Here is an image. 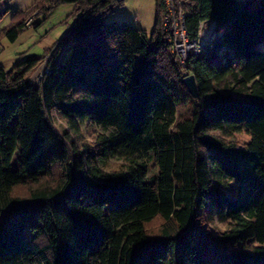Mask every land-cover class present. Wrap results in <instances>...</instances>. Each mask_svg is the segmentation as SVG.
I'll return each mask as SVG.
<instances>
[{
	"label": "trees",
	"instance_id": "obj_1",
	"mask_svg": "<svg viewBox=\"0 0 264 264\" xmlns=\"http://www.w3.org/2000/svg\"><path fill=\"white\" fill-rule=\"evenodd\" d=\"M122 2L35 0L3 30L14 40L29 17L61 3L77 14L37 85L28 79L46 54L0 66V264H264V0L182 2L188 37L197 40L201 23L214 36L183 66L161 0L149 36L107 20ZM188 74L196 97L182 83ZM86 119L97 148L83 151L70 130ZM242 128L250 148L225 142ZM114 157L124 169L101 168ZM204 207L229 221L232 238L253 237L252 258L218 252L199 226Z\"/></svg>",
	"mask_w": 264,
	"mask_h": 264
},
{
	"label": "rangeland",
	"instance_id": "obj_2",
	"mask_svg": "<svg viewBox=\"0 0 264 264\" xmlns=\"http://www.w3.org/2000/svg\"><path fill=\"white\" fill-rule=\"evenodd\" d=\"M34 2L35 0H7V2L2 1L0 3V66L5 70L11 69L16 62L29 56H43L46 54L47 50L63 39L66 31L76 20L77 14L74 5L72 3H61L50 9L44 16L35 13L29 17L24 23V30L19 31L14 40H10L3 30L10 24L17 22L21 17V12L31 7ZM155 17L156 0H123L121 4L113 6L107 20H114L118 23L126 21L132 27L144 30L149 36ZM34 22H39V24L33 27ZM28 25L32 26L29 27ZM257 48L264 50V41L258 43ZM47 56V54L43 56V61L37 68L44 63ZM33 74L34 72L30 75ZM51 123L58 133H61L62 129H68L65 120L55 112L52 114ZM70 132H72L71 136L79 150L87 151L88 148H97L98 129L89 120L80 121L78 130H70ZM223 139L227 144L238 148H250L252 145L251 135L244 128L224 136ZM125 162L123 159L114 157L106 159L102 164L99 162V165L106 171L117 172L125 168ZM12 163L17 164V161L13 160ZM56 169V166H54V174H56ZM156 173V166L150 161L148 163V175L153 176ZM42 180L50 181L52 178L45 177ZM18 190L23 192L25 186H21ZM198 222L204 234L216 244L218 252L233 253L252 258L257 244L251 235H244L238 239L232 238V235L228 234L231 230L229 221L217 220L210 215L207 207H204L198 214ZM160 223L159 218L153 219L146 224L147 231L151 234L155 233Z\"/></svg>",
	"mask_w": 264,
	"mask_h": 264
},
{
	"label": "built area",
	"instance_id": "obj_3",
	"mask_svg": "<svg viewBox=\"0 0 264 264\" xmlns=\"http://www.w3.org/2000/svg\"><path fill=\"white\" fill-rule=\"evenodd\" d=\"M185 0H161L163 13L161 18V26L164 34L170 43L169 51L172 56V60L180 66L185 64L190 52H199L204 44L212 39L214 36L211 32L212 25H206L201 23L199 26L197 40H192L188 37L185 28V14L180 7L181 3ZM207 26V28H205ZM45 58L44 63L34 71L33 75H30L28 81L37 85L41 80L44 73L49 69L46 67Z\"/></svg>",
	"mask_w": 264,
	"mask_h": 264
},
{
	"label": "water",
	"instance_id": "obj_4",
	"mask_svg": "<svg viewBox=\"0 0 264 264\" xmlns=\"http://www.w3.org/2000/svg\"><path fill=\"white\" fill-rule=\"evenodd\" d=\"M182 83L192 97L197 96V86L192 74H188L182 78Z\"/></svg>",
	"mask_w": 264,
	"mask_h": 264
}]
</instances>
